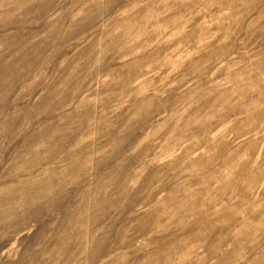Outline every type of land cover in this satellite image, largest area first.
<instances>
[{"label": "rangeland", "instance_id": "obj_1", "mask_svg": "<svg viewBox=\"0 0 264 264\" xmlns=\"http://www.w3.org/2000/svg\"><path fill=\"white\" fill-rule=\"evenodd\" d=\"M0 264H264V0H0Z\"/></svg>", "mask_w": 264, "mask_h": 264}]
</instances>
